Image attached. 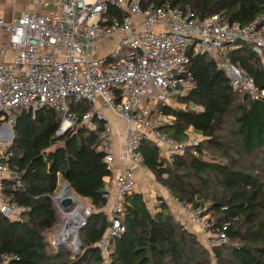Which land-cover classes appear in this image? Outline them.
<instances>
[{"label":"trees","instance_id":"1","mask_svg":"<svg viewBox=\"0 0 264 264\" xmlns=\"http://www.w3.org/2000/svg\"><path fill=\"white\" fill-rule=\"evenodd\" d=\"M156 2L191 9L202 19L223 14L230 22L244 25L264 13V0ZM234 60L264 89V58L251 45L241 47ZM191 72L192 90L174 101L184 109L171 103L159 110L173 118L163 132L182 142L190 130L196 131L201 134L199 146L188 147L173 161L161 157L150 141H143L141 150L158 182L193 208L210 202V211L217 215L216 227L231 223L226 233L238 244L211 252L168 212L167 203L154 210L143 194L135 193L124 206L126 231L113 243L111 264H202L199 260L208 254H214L219 264H264V101L234 91L207 55L193 60ZM70 107L80 118L89 108L85 101H71ZM61 120L62 113L49 108L35 115L24 110L17 116L10 165L19 178L4 181L3 194L31 211L21 222L0 214V253L19 258L10 264H104L96 243L109 228L104 188L110 173L104 154L98 151L105 123L96 119L93 129L79 124L56 137ZM60 178L93 210L80 229L81 250L74 255L66 249L50 251L45 236L60 223L53 201ZM244 227L246 233L241 232Z\"/></svg>","mask_w":264,"mask_h":264},{"label":"built area","instance_id":"2","mask_svg":"<svg viewBox=\"0 0 264 264\" xmlns=\"http://www.w3.org/2000/svg\"><path fill=\"white\" fill-rule=\"evenodd\" d=\"M56 5L58 10L50 13H25L11 22L0 19L2 52L11 55L10 60H0V214L21 222L31 211L3 194L4 181L19 178L10 165L14 157L10 147L20 111L34 115L46 108L60 111L56 137L79 124L93 129L96 119L104 121L98 151L104 154L110 173L104 197L111 226L96 248L103 263L111 264L113 243L126 231L124 206L138 193L135 168L144 175L149 171L142 142H152L161 157L170 161L200 144L201 138L190 136L191 130L182 142L170 138L163 128L173 118L159 110L189 95L193 60L200 55L211 57L234 91L264 101V89L234 60L246 45L264 58V13L244 25L230 22L223 14L202 19L191 9L168 2L159 5L156 0H57ZM71 101L88 103L81 118L72 112ZM107 114L124 124L121 133ZM118 137L119 152L115 149ZM166 193L167 202L181 211L184 227H197L209 251L228 244L231 223L216 227L202 207L191 208L167 188ZM164 202L166 198L158 197L154 210ZM92 212L91 207L86 209V221ZM18 260L13 253H0V264Z\"/></svg>","mask_w":264,"mask_h":264},{"label":"rangeland","instance_id":"3","mask_svg":"<svg viewBox=\"0 0 264 264\" xmlns=\"http://www.w3.org/2000/svg\"><path fill=\"white\" fill-rule=\"evenodd\" d=\"M57 7H55V9H52L54 11H56ZM172 104L174 105V107L178 108V109H184V106L183 105H178L177 103L175 102H172ZM1 129V127H0ZM228 131H224V135L227 134ZM193 133V134H192ZM191 133V136L192 137H196L198 136V132L194 131ZM227 137V136H226ZM152 175V174H151ZM153 176V175H152ZM154 179V183L153 184H150V188L147 189V190H144V187L142 186L143 189H139V191L145 196V199L148 203V205L151 207V209H154V205L156 203V201H158V197L160 195H163V193H165V188L160 182H158L155 177H153ZM64 180L63 178H60V181H59V184H58V190L56 191V193H59V191L63 188V185L61 183V181ZM150 190V192H149ZM73 191V190H72ZM74 193V191H73ZM74 195L78 198L79 201L82 202V204L80 205L81 207L78 209V212L81 213L82 211V214L84 216L83 218V223L85 224L86 223V217H85V212H86V209L88 207H90V202L88 200H85V199H82L80 198L78 195H76V193H74ZM167 199H168V196L166 197V203L168 204V212L171 213L175 219L178 221V222H181L182 223V215L181 213L178 212L177 210V207L176 209L173 208V205L169 202H167ZM202 201V200H201ZM201 201L198 200L199 204H201ZM205 202V206L203 207L202 205H200V207H202V210H204V215L205 216H208L212 219V221L215 223L216 222V219H217V215H215V213L211 212L210 211V202ZM56 206V204H55ZM191 208H193L192 206H190ZM56 209H57V212H58V217H59V225L54 228L51 232H48L45 234L46 236V239L48 241V243L50 244L51 248H50V251L52 250H60V249H66L68 251H70V253L72 255L74 254H77L79 253L80 251L78 250V248H81V242H80V239H79V232L80 230L78 231L77 233V237H78V241H79V246L78 247H74L73 245H75L73 243L74 239L72 238H69L68 240H66V246L63 247V248H57L56 246V240L59 239V236L62 232V230L65 228L66 224L68 223V221L71 219L70 216L68 215H65L62 211L59 210V208H57L56 206ZM81 209V210H80ZM188 230L192 233H194L196 236H197V239L198 241H200L201 243L204 244V239L201 235V233L199 232V229L197 227H190L188 228ZM242 233H246V227L242 228L241 230ZM235 244H238V241L234 242V241H231L230 239L228 240V244H226V247H231ZM79 251V252H78ZM225 257H227V254L225 253ZM201 261L202 264H219L216 256L214 254H208L206 255V257H204L203 259L199 260Z\"/></svg>","mask_w":264,"mask_h":264},{"label":"crops","instance_id":"4","mask_svg":"<svg viewBox=\"0 0 264 264\" xmlns=\"http://www.w3.org/2000/svg\"><path fill=\"white\" fill-rule=\"evenodd\" d=\"M56 1L57 0H35V1H32V0H0V19H3L6 22H11L16 18H19L25 13H37V14L50 13L54 11L52 9H55V7H57L56 10H58ZM4 42H5L4 37L0 38V60H10L11 55L8 52L7 53L2 52V49L5 46ZM107 117L113 123L115 130L118 133H121L124 127V124L112 114H107ZM196 137L201 138V134H199ZM115 149L117 152H119L121 149L120 137L115 139ZM119 164L120 163L117 162L116 166L119 167ZM135 172H136L137 182H138L137 192L141 193L139 189H143L142 186L144 187V190L149 189L151 186H150L148 179L149 178L153 179V176L151 175L150 171L147 172V175H144L138 169L135 168ZM164 190H165V193H163V195H160L159 197L165 199L168 196V194L166 193V188ZM177 210L179 213L181 212L179 211L178 207H177Z\"/></svg>","mask_w":264,"mask_h":264},{"label":"bare ground","instance_id":"5","mask_svg":"<svg viewBox=\"0 0 264 264\" xmlns=\"http://www.w3.org/2000/svg\"><path fill=\"white\" fill-rule=\"evenodd\" d=\"M63 188L59 191V196L60 197H68L71 198L75 204L73 211L70 212L69 214L65 213L63 211V209L60 206V202L57 201L56 203L59 206V210L62 211L65 215L67 214L68 216H70V220L68 221V223L66 224L65 228L62 230L60 236H59V240L60 241H65L68 240L69 238H73L74 241L73 243L75 245H73L74 247H77L79 245V241L77 239V233L79 231V227L82 225L83 223V218L84 216L81 215V213L78 212V209L81 207L80 205L82 204L81 201L78 200V198L74 195L71 187L69 186V184L67 182H65L64 180L61 181ZM81 210V209H80Z\"/></svg>","mask_w":264,"mask_h":264},{"label":"water","instance_id":"6","mask_svg":"<svg viewBox=\"0 0 264 264\" xmlns=\"http://www.w3.org/2000/svg\"><path fill=\"white\" fill-rule=\"evenodd\" d=\"M239 44H242V45H245V42H243V41H239L238 42ZM13 140H14V133H13V131H12V142H13ZM65 181V180H64ZM65 182H67V181H65ZM68 183V182H67ZM69 184V183H68ZM69 186H70V184H69ZM71 187V186H70ZM53 201L54 202H57V201H59L60 202V206H61V208L63 209V211L65 212V213H67V214H69L70 212H72L73 211V208H74V206H75V204H74V202H73V200L71 199V198H68V197H60L59 196V194H58V196L57 195H55V196H53ZM66 214V215H67ZM111 226V223H109V227ZM84 226H80L79 227V230L80 229H82ZM77 239H78V237H77ZM56 246H57V248H63V247H65L66 246V244H65V241L63 242V241H60L59 239L56 241ZM79 246V245H78ZM77 246V247H78ZM78 250L80 251L81 250V248H78ZM78 251V252H79Z\"/></svg>","mask_w":264,"mask_h":264}]
</instances>
